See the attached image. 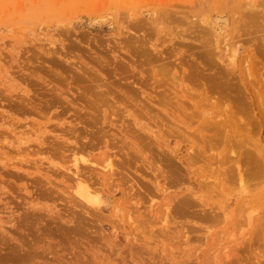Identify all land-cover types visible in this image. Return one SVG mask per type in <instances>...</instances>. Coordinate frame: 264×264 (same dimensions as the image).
I'll return each instance as SVG.
<instances>
[{"label": "rangeland", "instance_id": "374dc122", "mask_svg": "<svg viewBox=\"0 0 264 264\" xmlns=\"http://www.w3.org/2000/svg\"><path fill=\"white\" fill-rule=\"evenodd\" d=\"M225 1L0 0V264H264V126L228 92L264 85L234 39L264 0Z\"/></svg>", "mask_w": 264, "mask_h": 264}, {"label": "bare ground", "instance_id": "6f19581e", "mask_svg": "<svg viewBox=\"0 0 264 264\" xmlns=\"http://www.w3.org/2000/svg\"><path fill=\"white\" fill-rule=\"evenodd\" d=\"M234 1H238V0H234ZM234 1H232V2H234ZM225 2V3H224ZM236 3V2H235ZM238 3V2H237ZM244 3H245V1H244ZM246 3H248L249 4V2H246ZM262 3V1L261 2H259V4L258 3H254V4H252L251 3V5H249L247 8H245V9H243V8H241V9H243V10H240V9H238V10H240L239 11V16H240V20L239 21H241V24H242V28H240L241 30H244V34H242L243 35V37L242 36H237V37H235L234 39H236L237 38V40H240L241 41V39H245V38H247L248 37V39L251 37L253 40H254V38H259V37H264L263 35H264V4H261ZM231 4V3H230ZM230 4H227L226 3V1L225 0H217V5H216V8L217 9H229V5ZM214 5V4H213ZM240 5V4H239ZM245 5H247V4H245ZM244 5V6H245ZM215 6V5H214ZM234 6H237L236 4H234ZM243 6V5H242ZM231 7V6H230ZM240 7V6H239ZM213 8V7H212ZM213 10H214V8H213ZM235 13H237V12H235ZM238 16V15H237ZM237 16H236V18H235V20L237 19ZM222 17V16H221ZM221 19V18H220ZM226 20V19H225ZM221 21H223V20H221ZM226 22H227V20H226ZM236 22V21H235ZM223 23H224V21H223ZM239 26V25H238ZM239 28V27H238ZM235 31V30H234ZM238 32V31H237ZM234 33H236V32H234ZM240 33V32H239ZM235 35V34H234ZM218 36V35H217ZM236 36V35H235ZM257 38V39H258ZM264 39V38H263ZM247 40V39H246ZM257 41V40H256ZM244 42V41H243ZM260 42H258V44H259ZM261 49L257 52V54L259 53V54H261L262 55V59L264 58L263 56H264V46H259ZM259 49V48H258ZM261 55H259V56H261ZM233 71V70H232ZM225 73V72H224ZM225 74H227V72L225 73ZM239 75V74H238ZM232 76V75H231ZM218 79V78H217ZM220 79V78H219ZM234 79V78H233ZM250 79V78H249ZM263 79V78H262ZM217 83V82H216ZM224 83V82H223ZM249 84V83H248ZM237 85V84H236ZM250 85V84H249ZM257 85V84H256ZM214 86H218V85H214ZM242 86H243V88L242 87H239V84H238V86H236L235 87V85H234V87L232 88V86H231V89L232 90H230V91H228V92H230L229 93V95H231V97L233 98V104H234V108L236 109V111L239 113H242V111H244V107H245V104H250V102H249V100H248V95H249V97H250V99H251V107H253V110L256 112L255 113V115L257 114L258 115V117H260V123H261V125H263L264 126V85H262L261 87V89L260 90H258V91H256V90H254V91H256V93L255 92H253V91H250V89L247 87V82L243 79L242 80ZM255 87V86H254ZM214 88H216V87H214ZM218 88V87H217ZM216 88V89H217ZM244 88H245V91L246 92H244ZM222 89V88H221ZM220 89V90H221ZM222 92V91H221ZM224 92V91H223ZM248 92V95L247 96H244L246 93ZM243 93H245L244 95H243ZM244 105V107L242 108V106ZM246 106H249V105H246ZM233 108V107H232ZM247 108V107H246ZM246 108H245V110H246ZM234 113L233 112V114L232 115H235V114H237L238 115V113ZM236 116V115H235ZM234 116V117H235ZM233 117V118H234ZM235 118H238V117H235ZM253 118V117H252ZM248 120H252V119H248ZM253 120H254V118H253ZM238 121V120H237ZM249 122V121H248ZM247 122V124L248 125H253L255 122L254 121H250L249 123ZM240 123V122H239ZM251 123H253V124H251ZM238 124V123H237ZM257 124V123H256ZM255 124V125H256ZM258 125V124H257ZM257 125H256V127H257ZM259 126V125H258ZM256 127L254 126V129H256ZM253 128V127H252ZM108 166H109V168L110 169H112V165L111 164H108ZM161 171V170H160ZM86 194H87V197L89 196V193H88V191H86ZM91 199V198H90ZM88 200H89V198H88ZM95 201H96V199H95Z\"/></svg>", "mask_w": 264, "mask_h": 264}]
</instances>
